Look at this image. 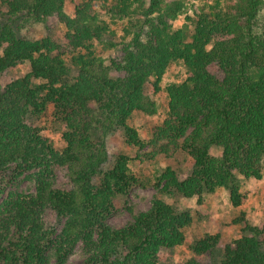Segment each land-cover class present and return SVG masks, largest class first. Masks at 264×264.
I'll list each match as a JSON object with an SVG mask.
<instances>
[{
  "label": "trees",
  "instance_id": "trees-1",
  "mask_svg": "<svg viewBox=\"0 0 264 264\" xmlns=\"http://www.w3.org/2000/svg\"><path fill=\"white\" fill-rule=\"evenodd\" d=\"M198 1L188 15L185 0H0V264H69L78 245V264H160L193 223L165 198L223 189L232 208L247 202L241 182L264 175V0ZM122 21L117 40L111 26ZM36 26L62 27L61 40L35 37ZM177 66L185 73L165 87V117L143 138L129 122L157 114L145 86L156 94ZM49 111L60 149L35 122ZM120 130L135 156L106 167V139ZM178 151L192 161L184 178L130 166ZM22 180L33 191H18ZM148 185L150 207L111 227L116 199ZM243 231L222 249L205 233L172 264H264V226Z\"/></svg>",
  "mask_w": 264,
  "mask_h": 264
},
{
  "label": "rangeland",
  "instance_id": "rangeland-1",
  "mask_svg": "<svg viewBox=\"0 0 264 264\" xmlns=\"http://www.w3.org/2000/svg\"><path fill=\"white\" fill-rule=\"evenodd\" d=\"M80 0H71L72 3ZM205 0H200L204 2ZM211 3L212 0H206ZM188 8V15L192 12L189 10L192 4H198V0H185ZM185 15H180L172 26L174 29L180 28L183 23ZM124 22H117L111 27L116 30V39L118 40L122 34L121 27ZM63 28L52 29L48 31L46 27L36 26L33 35L37 38L51 34L59 42L62 38ZM27 72V65L17 67L13 70L6 71L2 78V84L8 83L14 78L20 77ZM184 69L180 66L174 67L165 73L160 87L161 90L156 94L153 93V88L150 84L145 86V93L156 101L157 114L154 116L144 117L141 114H135L133 119L129 122L130 126H135L141 137L149 138L153 126L160 125L166 114V92L165 87L171 82L179 81L184 76ZM40 127L44 128V135L54 144L57 149L62 147L59 136L62 127L54 122L50 111L47 116L35 121ZM107 161L104 163L106 167L112 165L114 158L119 154H124L129 157L135 156V150L126 146L123 141V130L109 135L106 139L105 146ZM213 155H218L219 151L212 150ZM191 159L183 152L178 151L173 158L165 159L164 157L157 158L154 162H147L140 164L139 162H132L130 164L132 170L135 172H142L146 177L154 176L163 167L169 166L180 176L184 178L191 170ZM243 191L249 192L247 202L239 207L232 208L228 201V194L223 189L217 190L213 194H205L200 202L196 198L185 199L181 196L172 198H165V201L179 210L189 211L193 217V223L185 232V242L182 247L178 249H162L159 252L158 260L160 264H172L180 256L189 255L188 247L199 236L208 234H219L220 242L218 248L222 249L226 244L245 235L243 229L246 225L262 227L264 226V175L259 181L243 180L241 182ZM18 191L28 192L33 191V186L26 180H22L18 185ZM156 195L155 189L148 185L146 187H135L125 197H119L115 201V210L108 217L107 223L114 228L122 227L131 220L130 209L136 213L138 211H145L150 207L153 197ZM240 213L243 215L241 216ZM240 217L242 220L234 223ZM84 255L81 246L78 245L68 259L69 264H78L83 259Z\"/></svg>",
  "mask_w": 264,
  "mask_h": 264
}]
</instances>
